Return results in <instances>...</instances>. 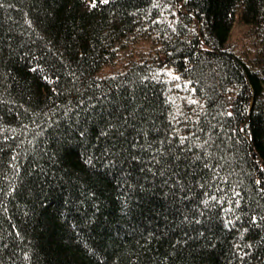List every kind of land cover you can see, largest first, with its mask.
Returning <instances> with one entry per match:
<instances>
[{
	"label": "trees",
	"instance_id": "trees-1",
	"mask_svg": "<svg viewBox=\"0 0 264 264\" xmlns=\"http://www.w3.org/2000/svg\"><path fill=\"white\" fill-rule=\"evenodd\" d=\"M0 264H264V0H0Z\"/></svg>",
	"mask_w": 264,
	"mask_h": 264
},
{
	"label": "rangeland",
	"instance_id": "rangeland-1",
	"mask_svg": "<svg viewBox=\"0 0 264 264\" xmlns=\"http://www.w3.org/2000/svg\"><path fill=\"white\" fill-rule=\"evenodd\" d=\"M243 30L244 27H242L240 24L235 23L233 28H232V33L230 36V42L233 45L232 47H234L235 51H239L241 50V48H247V37L243 36ZM142 45H136L133 48V51H141V49H148L150 44L147 41H144L143 43H140ZM126 55L121 56L116 62H114L113 64H110L106 67H104L103 72L104 73H113L115 71H119V69L122 68V63L124 60H126ZM170 87H173V85L171 84Z\"/></svg>",
	"mask_w": 264,
	"mask_h": 264
},
{
	"label": "snow or ice",
	"instance_id": "snow-or-ice-1",
	"mask_svg": "<svg viewBox=\"0 0 264 264\" xmlns=\"http://www.w3.org/2000/svg\"><path fill=\"white\" fill-rule=\"evenodd\" d=\"M96 2H97V0H90V3L93 4V5H94ZM102 2H103V3H107L108 0H102ZM109 127H111V125H110ZM81 135H83V133H82ZM134 147H135V145H134ZM160 151H163V149H161ZM137 159H139V157H137ZM87 163H88V164H92V160H91V159H88V160H87ZM257 182L259 183V181H257ZM257 219H258V217H257L255 214H253V216H252V220L255 221V220H257Z\"/></svg>",
	"mask_w": 264,
	"mask_h": 264
}]
</instances>
